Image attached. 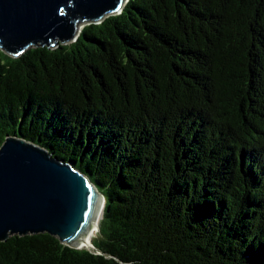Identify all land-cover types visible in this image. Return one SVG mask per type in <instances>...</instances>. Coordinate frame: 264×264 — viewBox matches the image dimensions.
<instances>
[{
  "label": "trees",
  "instance_id": "trees-1",
  "mask_svg": "<svg viewBox=\"0 0 264 264\" xmlns=\"http://www.w3.org/2000/svg\"><path fill=\"white\" fill-rule=\"evenodd\" d=\"M87 174L93 250L48 233L0 264H264V0H128L73 42L0 48V146Z\"/></svg>",
  "mask_w": 264,
  "mask_h": 264
},
{
  "label": "water",
  "instance_id": "water-1",
  "mask_svg": "<svg viewBox=\"0 0 264 264\" xmlns=\"http://www.w3.org/2000/svg\"><path fill=\"white\" fill-rule=\"evenodd\" d=\"M127 1L0 0V48L18 57L32 47L73 42L84 25L120 13ZM105 205V195L73 163L15 135L0 146V242L48 233L93 250L87 237Z\"/></svg>",
  "mask_w": 264,
  "mask_h": 264
},
{
  "label": "bare ground",
  "instance_id": "bare-ground-1",
  "mask_svg": "<svg viewBox=\"0 0 264 264\" xmlns=\"http://www.w3.org/2000/svg\"><path fill=\"white\" fill-rule=\"evenodd\" d=\"M98 231H99V223H98V225H94L91 233L87 237V245L90 247V249H92V248L94 249V245H93L92 241H93L94 237L96 236V234L98 233Z\"/></svg>",
  "mask_w": 264,
  "mask_h": 264
},
{
  "label": "rangeland",
  "instance_id": "rangeland-1",
  "mask_svg": "<svg viewBox=\"0 0 264 264\" xmlns=\"http://www.w3.org/2000/svg\"><path fill=\"white\" fill-rule=\"evenodd\" d=\"M99 231H100V229H99ZM99 231H98V233H99ZM98 233L96 234V236L98 235ZM96 236H95V237H96ZM95 237H94V238H95ZM92 249H93V248H92Z\"/></svg>",
  "mask_w": 264,
  "mask_h": 264
}]
</instances>
